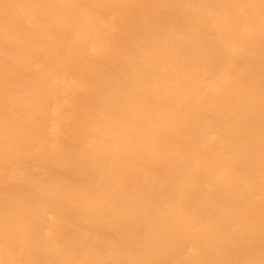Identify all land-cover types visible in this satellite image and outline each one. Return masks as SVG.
<instances>
[{
    "label": "bare ground",
    "instance_id": "6f19581e",
    "mask_svg": "<svg viewBox=\"0 0 264 264\" xmlns=\"http://www.w3.org/2000/svg\"><path fill=\"white\" fill-rule=\"evenodd\" d=\"M0 264H264V0H0Z\"/></svg>",
    "mask_w": 264,
    "mask_h": 264
}]
</instances>
